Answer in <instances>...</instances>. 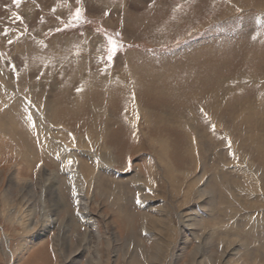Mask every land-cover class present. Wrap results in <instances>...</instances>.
<instances>
[{
  "label": "rangeland",
  "instance_id": "1",
  "mask_svg": "<svg viewBox=\"0 0 264 264\" xmlns=\"http://www.w3.org/2000/svg\"><path fill=\"white\" fill-rule=\"evenodd\" d=\"M0 264H264V0H0Z\"/></svg>",
  "mask_w": 264,
  "mask_h": 264
},
{
  "label": "snow or ice",
  "instance_id": "2",
  "mask_svg": "<svg viewBox=\"0 0 264 264\" xmlns=\"http://www.w3.org/2000/svg\"><path fill=\"white\" fill-rule=\"evenodd\" d=\"M13 2L17 5V6H19L20 5V3H21V0H13ZM81 11H80V9H77L76 10V12H75V20L77 21V22H79L80 20H81ZM18 19H19V17H17ZM11 42V41H10ZM108 43L112 46L111 48H110V55H109V57H108V59L109 60H111L112 58H113V55L115 54V52H116V49L119 47V45H117L116 44V42L113 40V39H111V38H109V41H108ZM71 164H72V161H68V166H71Z\"/></svg>",
  "mask_w": 264,
  "mask_h": 264
},
{
  "label": "bare ground",
  "instance_id": "3",
  "mask_svg": "<svg viewBox=\"0 0 264 264\" xmlns=\"http://www.w3.org/2000/svg\"><path fill=\"white\" fill-rule=\"evenodd\" d=\"M69 99V98H68ZM55 104V103H54ZM155 129V128H154ZM15 131V130H14ZM7 242V241H6ZM8 243V242H7ZM158 255V254H157Z\"/></svg>",
  "mask_w": 264,
  "mask_h": 264
}]
</instances>
